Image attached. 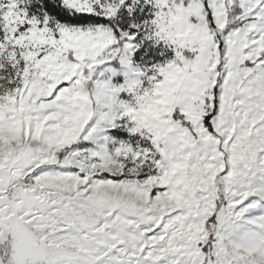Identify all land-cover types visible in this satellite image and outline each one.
<instances>
[{"label":"snow or ice","instance_id":"snow-or-ice-1","mask_svg":"<svg viewBox=\"0 0 264 264\" xmlns=\"http://www.w3.org/2000/svg\"><path fill=\"white\" fill-rule=\"evenodd\" d=\"M0 264H264V0H0Z\"/></svg>","mask_w":264,"mask_h":264}]
</instances>
